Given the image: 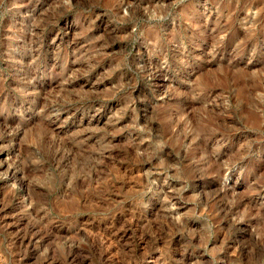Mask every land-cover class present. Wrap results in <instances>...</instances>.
<instances>
[{
    "label": "rangeland",
    "instance_id": "rangeland-1",
    "mask_svg": "<svg viewBox=\"0 0 264 264\" xmlns=\"http://www.w3.org/2000/svg\"><path fill=\"white\" fill-rule=\"evenodd\" d=\"M0 264H264V0H0Z\"/></svg>",
    "mask_w": 264,
    "mask_h": 264
}]
</instances>
